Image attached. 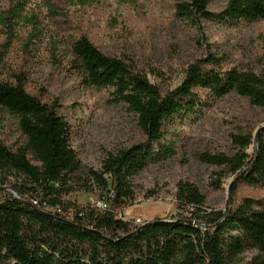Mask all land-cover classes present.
Instances as JSON below:
<instances>
[{
	"label": "trees",
	"instance_id": "trees-1",
	"mask_svg": "<svg viewBox=\"0 0 264 264\" xmlns=\"http://www.w3.org/2000/svg\"><path fill=\"white\" fill-rule=\"evenodd\" d=\"M216 1L177 2L175 17L198 31L202 22L264 21V0H225L219 11L210 10ZM69 51L68 67L79 83L112 90L113 103L136 116L143 140L107 154L98 170L86 168L56 102L28 93L22 76L0 80V109L15 118L21 140L8 147L0 139V175L15 178L9 189L17 196L0 199V264H235L247 250L257 252L248 264H264V205L252 198L214 210L194 184L179 182L175 215L141 225L118 217L135 200L130 181L173 152L166 138L175 118L229 94L264 108V74L224 69L207 55L186 66L177 87L162 92L133 60L103 54L86 36ZM232 139L239 147L233 157L199 155V161L234 176L232 193L238 184L264 188V138L258 136L252 157L245 152L250 138ZM78 194L96 201L79 204Z\"/></svg>",
	"mask_w": 264,
	"mask_h": 264
},
{
	"label": "rangeland",
	"instance_id": "rangeland-1",
	"mask_svg": "<svg viewBox=\"0 0 264 264\" xmlns=\"http://www.w3.org/2000/svg\"><path fill=\"white\" fill-rule=\"evenodd\" d=\"M186 0H0V80L22 76L25 89L43 102H56L71 131L70 146L86 168L98 170L109 153L143 140L136 116L114 104L112 90L82 86L68 67L70 44L86 36L103 54L129 58L152 84L165 92L182 81L186 66L211 55L224 69L239 68L264 74V21L202 22L201 31L175 17V4ZM225 0L209 8L219 11ZM264 138V108L253 107L236 94L207 98L202 105L175 118L166 142L174 144L164 160L150 164L132 186L133 205L119 218L141 225L177 213L176 185L194 184L207 205L225 211L244 198L264 205V188L238 184L224 167L209 166L199 155L231 158L239 152L232 136ZM0 139L8 147L20 143L16 120L0 109ZM0 199L15 193L3 178ZM219 185V186H218ZM17 197V196H15ZM79 204H93L92 195L75 196ZM255 250H247L235 264H248Z\"/></svg>",
	"mask_w": 264,
	"mask_h": 264
},
{
	"label": "built area",
	"instance_id": "built-area-1",
	"mask_svg": "<svg viewBox=\"0 0 264 264\" xmlns=\"http://www.w3.org/2000/svg\"><path fill=\"white\" fill-rule=\"evenodd\" d=\"M32 203H33V204H36L35 201H32ZM95 206H96V208H98V209H104V208H105V205H103V204L100 203V202H96Z\"/></svg>",
	"mask_w": 264,
	"mask_h": 264
}]
</instances>
